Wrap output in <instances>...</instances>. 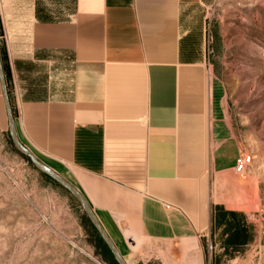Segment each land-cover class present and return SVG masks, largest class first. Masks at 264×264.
I'll return each mask as SVG.
<instances>
[{
	"label": "crops",
	"instance_id": "0c3cea01",
	"mask_svg": "<svg viewBox=\"0 0 264 264\" xmlns=\"http://www.w3.org/2000/svg\"><path fill=\"white\" fill-rule=\"evenodd\" d=\"M215 1L0 0V130L88 207L126 264H206L217 214L258 211L206 75Z\"/></svg>",
	"mask_w": 264,
	"mask_h": 264
},
{
	"label": "rangeland",
	"instance_id": "374dc122",
	"mask_svg": "<svg viewBox=\"0 0 264 264\" xmlns=\"http://www.w3.org/2000/svg\"><path fill=\"white\" fill-rule=\"evenodd\" d=\"M204 57L239 155H252L241 176L245 203L258 210L251 221L217 214L206 264H264V0H216L206 10ZM44 170L14 133L0 130V264H120L89 210ZM129 262L164 264L148 254Z\"/></svg>",
	"mask_w": 264,
	"mask_h": 264
},
{
	"label": "built area",
	"instance_id": "2783aa9c",
	"mask_svg": "<svg viewBox=\"0 0 264 264\" xmlns=\"http://www.w3.org/2000/svg\"><path fill=\"white\" fill-rule=\"evenodd\" d=\"M252 163L253 159L251 154L241 153L236 159V163L234 166L235 174L239 176L244 175L245 173H247ZM207 248L210 252L213 251V245L211 242H208Z\"/></svg>",
	"mask_w": 264,
	"mask_h": 264
},
{
	"label": "water",
	"instance_id": "95a60500",
	"mask_svg": "<svg viewBox=\"0 0 264 264\" xmlns=\"http://www.w3.org/2000/svg\"><path fill=\"white\" fill-rule=\"evenodd\" d=\"M6 103H7V105H8V101H7V99H6ZM44 171H45V170H44ZM45 172H47V171H45ZM47 173L51 174V175L57 180V178H56L55 175H53V174L50 173V172H47ZM84 207L86 208V210L88 209V207H86L85 204H84ZM88 210H89V209H88ZM89 213H90V218H91V220H93L94 224H96V225L98 226V228L101 230V228L99 227L97 221L95 220V218H94V216L92 215V213L90 212V210H89ZM101 233H102V235L104 236V234H103L102 231H101ZM104 237H105V236H104ZM105 240H106V239H105ZM106 241H107V240H106ZM108 244H109V243H108ZM109 247L113 250V252H114V254H115V257H116V259L118 260V262H119L120 264H123V261H122V260L117 256V254L115 253L113 246H112L111 244H109Z\"/></svg>",
	"mask_w": 264,
	"mask_h": 264
}]
</instances>
